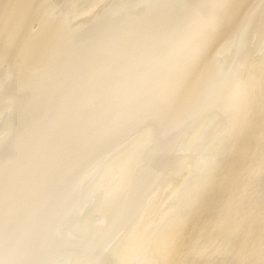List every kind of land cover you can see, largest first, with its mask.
<instances>
[{
    "label": "bare ground",
    "instance_id": "6f19581e",
    "mask_svg": "<svg viewBox=\"0 0 264 264\" xmlns=\"http://www.w3.org/2000/svg\"><path fill=\"white\" fill-rule=\"evenodd\" d=\"M0 264H264V0H0Z\"/></svg>",
    "mask_w": 264,
    "mask_h": 264
}]
</instances>
